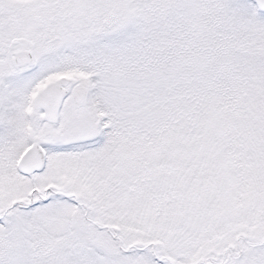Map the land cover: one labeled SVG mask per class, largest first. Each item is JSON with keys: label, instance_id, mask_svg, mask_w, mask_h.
Returning <instances> with one entry per match:
<instances>
[{"label": "snow or ice", "instance_id": "obj_1", "mask_svg": "<svg viewBox=\"0 0 264 264\" xmlns=\"http://www.w3.org/2000/svg\"><path fill=\"white\" fill-rule=\"evenodd\" d=\"M0 264H264V0H0Z\"/></svg>", "mask_w": 264, "mask_h": 264}]
</instances>
